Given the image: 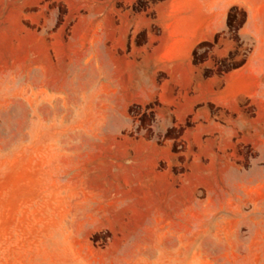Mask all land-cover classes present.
Returning <instances> with one entry per match:
<instances>
[{
    "label": "rangeland",
    "instance_id": "rangeland-1",
    "mask_svg": "<svg viewBox=\"0 0 264 264\" xmlns=\"http://www.w3.org/2000/svg\"><path fill=\"white\" fill-rule=\"evenodd\" d=\"M152 1L139 0L136 6L148 8ZM244 18L243 10L231 16L227 36L239 45L229 55L219 57L214 42L197 51L196 61L216 62L207 74L247 57L252 45L239 41L237 29ZM3 39L0 264H264V113L257 105L240 113L212 106L225 130L235 127L229 122L239 114L238 132L227 141L219 130L202 133L192 119L170 125L159 142L188 133L189 139L175 141L186 152L141 158L147 159L142 166L147 169H169L173 188L165 196L162 190L115 183L104 190L105 200L90 175L107 176L119 162L101 151L120 150L127 162L138 153L133 147L125 151L122 140H70L71 133L114 131L111 119L98 110H76L63 102L54 108L52 99L43 101L36 49L28 60L30 46L20 35ZM126 115L114 126L121 127L119 138L122 133L155 136L156 103L133 105Z\"/></svg>",
    "mask_w": 264,
    "mask_h": 264
},
{
    "label": "crops",
    "instance_id": "crops-1",
    "mask_svg": "<svg viewBox=\"0 0 264 264\" xmlns=\"http://www.w3.org/2000/svg\"><path fill=\"white\" fill-rule=\"evenodd\" d=\"M137 2L0 0V42L20 35L30 46L28 60L36 49L43 101L52 99L54 108H61L63 102L76 110H98L96 113L112 120L108 125H113L114 131L94 136L71 133L69 139L122 140L125 151L131 153L128 148L133 147L138 153L127 162L121 159L120 150L101 151L100 155L119 162L118 169L106 172L107 176L102 172L90 175V181L103 189L105 200L108 194L104 190L115 183L162 190L161 194L173 188L175 178L169 169H147L142 167L147 159L141 158L186 152L176 148L175 141L189 139L188 133L159 142L160 132L170 125L192 119L196 127H202V133L219 130L222 141H227L238 132L239 114L229 122L235 127L225 130L212 106L240 113L255 104L264 113V0H155L143 9L137 8ZM235 10L245 12L237 28L239 41L252 47L240 65L207 74L216 62H198L195 55L207 42H214L219 57L237 48L239 42L227 36ZM154 26L159 27V33ZM153 103L157 104L155 136L122 133L119 138L121 127L114 126L127 119L131 106ZM136 157H140L137 163ZM137 180L139 185L134 184Z\"/></svg>",
    "mask_w": 264,
    "mask_h": 264
},
{
    "label": "bare ground",
    "instance_id": "bare-ground-1",
    "mask_svg": "<svg viewBox=\"0 0 264 264\" xmlns=\"http://www.w3.org/2000/svg\"><path fill=\"white\" fill-rule=\"evenodd\" d=\"M166 195V194H165Z\"/></svg>",
    "mask_w": 264,
    "mask_h": 264
},
{
    "label": "trees",
    "instance_id": "trees-1",
    "mask_svg": "<svg viewBox=\"0 0 264 264\" xmlns=\"http://www.w3.org/2000/svg\"><path fill=\"white\" fill-rule=\"evenodd\" d=\"M240 38V37H239Z\"/></svg>",
    "mask_w": 264,
    "mask_h": 264
}]
</instances>
